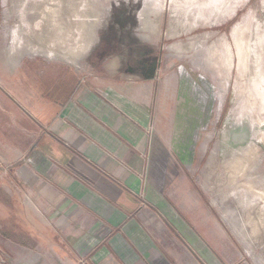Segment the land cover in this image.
I'll use <instances>...</instances> for the list:
<instances>
[{"label":"rangeland","instance_id":"obj_1","mask_svg":"<svg viewBox=\"0 0 264 264\" xmlns=\"http://www.w3.org/2000/svg\"><path fill=\"white\" fill-rule=\"evenodd\" d=\"M79 84L148 85L150 180L207 246L191 245L194 259L264 264V0H0V143L18 139L14 162L0 146V264L48 262L38 237L24 240L17 203L36 195L19 173L40 156L8 131L26 118L2 101L32 112L41 149L42 126Z\"/></svg>","mask_w":264,"mask_h":264},{"label":"crops","instance_id":"obj_2","mask_svg":"<svg viewBox=\"0 0 264 264\" xmlns=\"http://www.w3.org/2000/svg\"><path fill=\"white\" fill-rule=\"evenodd\" d=\"M141 86L71 85L56 117L42 126L48 143L41 149L31 146L32 112L10 94L2 101L4 109L26 118L17 129L13 115L8 131L28 137L27 155L40 156L19 173L36 195L24 204L15 199L25 216L24 240L38 237L40 247L31 248L47 253L48 262L52 256L57 264L80 258L87 264H222L208 256L194 259L191 245L201 255L207 246L150 180L147 156L159 137L148 128L156 129L158 113L147 100L149 86ZM107 88L110 99L102 94ZM17 144V135L2 144L13 162ZM14 225L11 235H17Z\"/></svg>","mask_w":264,"mask_h":264},{"label":"bare ground","instance_id":"obj_3","mask_svg":"<svg viewBox=\"0 0 264 264\" xmlns=\"http://www.w3.org/2000/svg\"><path fill=\"white\" fill-rule=\"evenodd\" d=\"M148 4V3H147Z\"/></svg>","mask_w":264,"mask_h":264}]
</instances>
